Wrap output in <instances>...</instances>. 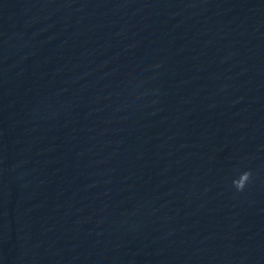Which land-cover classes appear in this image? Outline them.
Wrapping results in <instances>:
<instances>
[{
	"label": "water",
	"instance_id": "obj_1",
	"mask_svg": "<svg viewBox=\"0 0 264 264\" xmlns=\"http://www.w3.org/2000/svg\"><path fill=\"white\" fill-rule=\"evenodd\" d=\"M0 264H264V0H0Z\"/></svg>",
	"mask_w": 264,
	"mask_h": 264
},
{
	"label": "clouds",
	"instance_id": "obj_2",
	"mask_svg": "<svg viewBox=\"0 0 264 264\" xmlns=\"http://www.w3.org/2000/svg\"><path fill=\"white\" fill-rule=\"evenodd\" d=\"M251 173L249 171L242 172L238 178L233 179L232 184L235 186V188L240 191L243 190L245 187V184L248 182L250 178Z\"/></svg>",
	"mask_w": 264,
	"mask_h": 264
}]
</instances>
